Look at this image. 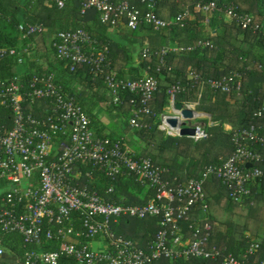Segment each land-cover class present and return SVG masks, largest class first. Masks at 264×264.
Here are the masks:
<instances>
[{
	"label": "trees",
	"instance_id": "1",
	"mask_svg": "<svg viewBox=\"0 0 264 264\" xmlns=\"http://www.w3.org/2000/svg\"><path fill=\"white\" fill-rule=\"evenodd\" d=\"M211 1L111 0L114 4L128 2L142 15L153 11L167 22L174 21L188 9L194 11L182 24L174 22L165 28L156 29L142 20L135 30H131L125 22L120 26L111 22L103 23L100 12L94 8L83 13L80 0H66L63 8L58 7L56 0H0V50L15 49L18 53L0 55V80L9 82L18 78L28 91L29 83L35 76H52L55 83L74 97L89 115L95 137L112 142L122 141L125 151L122 136L106 135L102 128H98L95 112L105 103H108L112 113L117 111V116L120 111L126 112L124 130H134L144 145L140 152L130 153L137 159H150L155 167L164 170L163 180L170 187H178L190 179L199 178L207 166L219 163L221 155H231L233 150L228 142L233 133L256 125L264 135V0H228L229 8L224 10L226 13L233 9L239 16L251 15L253 28H243L237 19L226 16L230 19L227 20L220 17L219 12L213 13L209 23H206L207 15L195 10V7ZM219 1L218 5L224 8L226 0ZM21 24L39 25L42 29L24 38L19 30ZM256 26L259 28L256 29ZM79 28L90 33L98 43L99 50L106 49L105 61L100 69L92 64H82L71 71L68 62L58 57L54 46L57 34ZM115 29H125L124 39L128 43L112 37ZM133 45L140 48L139 65L134 64ZM165 47H180L184 51L163 56ZM144 48L154 51L152 57H141ZM96 53L93 55L96 56ZM163 59L166 64L161 67ZM143 69L147 75L158 80V91L149 103L151 113L143 118L140 128H134L130 123L132 110L137 106V103L133 105L130 102L133 95L128 91L122 92V104L115 105L106 78L140 79L144 76ZM232 75L240 77V93L226 94L208 84V80H224ZM174 86H180L178 103H197L200 111L210 115L204 118L209 124L207 129L210 136L207 140L196 143L186 136L167 138L159 130L160 115L170 106L168 91ZM24 109L26 114L48 121L53 105L45 99L33 101L25 97ZM261 111L262 115L259 116ZM224 124L233 128L230 134L225 132ZM12 127L11 109L0 104V134H5ZM70 136L71 129L68 128L54 137L51 158L64 148ZM261 168L264 170V164ZM26 184L35 185L37 181H28ZM73 184L88 187L107 201L126 205H144L157 193L155 188L143 185L134 175L108 176L102 167H94L87 162H79L75 166ZM0 188L6 190L7 183L0 182ZM132 188L144 191L143 197H138ZM204 191L209 204L210 224L214 228L218 224L227 227L224 233H215L213 228L206 247L210 251L219 250L223 256L232 254L240 257L252 244H258L252 261H264V178L252 185L253 196L241 203L233 201L227 188L214 177L205 183ZM200 208L195 206L188 220L180 224L188 241L193 239L190 225L202 218ZM66 226L82 234L72 236L70 239L73 242L90 245L100 240L99 237L85 236L83 217L78 212L72 214ZM160 227L158 217H120L117 222L111 221L116 237L132 241L147 252L156 240ZM0 240L8 258L24 256L30 251H55L60 248L59 241L46 238L39 244L26 243L24 237L15 232L0 233ZM181 261L160 258L154 264H222V258L216 261L199 258ZM60 264L79 263L72 257H62Z\"/></svg>",
	"mask_w": 264,
	"mask_h": 264
},
{
	"label": "built area",
	"instance_id": "2",
	"mask_svg": "<svg viewBox=\"0 0 264 264\" xmlns=\"http://www.w3.org/2000/svg\"><path fill=\"white\" fill-rule=\"evenodd\" d=\"M80 1L83 3V13L94 8L100 12L103 23L120 26L125 22L131 30H135L142 20L156 29L174 22L182 24L194 12L188 9L174 21L167 22L153 11L142 15L128 2ZM56 3L63 8L66 0H56ZM219 9L216 1L200 3L195 7V10L210 16ZM226 14L231 19H237L243 28H253L251 15L239 16L233 9ZM41 29L39 25L19 26L24 38L39 33ZM55 39L57 55L68 62L71 71L82 64H92L100 69L105 61L106 49L99 50L98 43L82 28L59 32ZM182 51L184 49L180 47H165L162 55ZM95 52L96 56L93 55ZM4 54L18 53L15 49H1L0 55ZM153 54L151 48H144L141 57L150 58ZM165 64L163 59L161 67ZM29 84L30 89L26 91L18 78L9 82L0 80V104L10 108L13 113V127L0 134V182L7 183L6 190L0 188V233H19L29 244H39L43 238L56 240L60 242V248L55 251H30L24 256L8 258L0 240V264H60L62 257H72L79 264H154L160 258L171 261L191 258L216 261L222 258V264H264V261H252L258 244H252L240 257L232 254L223 256L219 250L210 251L206 247L214 227L208 220L209 204L204 191L205 183L214 177L227 188L230 198L237 203L253 196L252 185L264 178L261 168L264 164V135L260 127L252 125L233 133L234 150L230 157H220L219 163L207 166L199 178L170 187L162 178L164 170L155 167L150 159L135 158L124 150L122 141L112 142L95 137L89 115L74 97L55 83L52 76H35ZM208 84L226 94L240 93L242 85L238 75L219 81L208 80ZM106 85L117 106L122 104V92L128 91L133 95L130 102L133 105L137 103V106L132 110L130 123L134 128H140L143 118L151 113L149 103L158 91V80L147 74L135 80L107 77ZM179 92L180 86L168 91L170 112L160 115L159 130L167 138L177 139L182 137L183 129H193L194 135L190 138L194 142L207 140L210 135L207 129L209 124L204 119L206 112L200 111L197 103H181L182 108H176ZM25 97L33 101L45 99L53 105L48 121L25 113ZM261 115L262 111L259 113ZM68 128L71 129L70 139L51 158L54 137ZM79 162L102 167L112 177L134 175L143 185L155 188L156 196L141 206L107 201L96 191L73 184L75 166ZM28 181H37V184H26ZM197 205L201 207L206 220L203 223L202 220L193 221L190 225L193 239L188 241L180 224L188 220L190 211ZM74 212L83 217L85 236L104 239L108 244L107 249L94 250L89 244H78L70 239L74 235H82L75 233L73 227L66 226ZM120 217L160 219L161 227L150 251L115 236L111 221L117 222Z\"/></svg>",
	"mask_w": 264,
	"mask_h": 264
},
{
	"label": "crops",
	"instance_id": "3",
	"mask_svg": "<svg viewBox=\"0 0 264 264\" xmlns=\"http://www.w3.org/2000/svg\"><path fill=\"white\" fill-rule=\"evenodd\" d=\"M117 30L115 29L112 33V37L121 41L122 43H128L127 40L124 39V34L126 33L125 32V29L122 30ZM32 45V44H31ZM133 49H134V64L135 65H139L140 63V48L133 45ZM143 74L144 76L147 74L146 70L143 69ZM161 77H163V75H161ZM167 113L170 112V108L166 111ZM96 116L98 118V121L99 124H98V128H102L104 130V133L106 135H116L117 137L119 136H122L124 142H125V148L126 150L130 153H138L140 152L143 148H144V145L143 143L141 142V140L139 139V137L134 133V130H130V131H125L124 130V127H123V121H124V118L126 117V112H122L120 111V115L117 116V111H114V113H112L108 107V103H105L103 106L99 107L97 110H96ZM106 116L108 117L106 119ZM206 117H210L209 114H205ZM131 119V118H130ZM216 123V122H215ZM211 125H213V123H210ZM217 124V123H216ZM224 129H225V132L227 134H230L231 131L233 130V128L228 125V124H224ZM94 134H95V130L92 128ZM228 145L230 148H232V150H234V146L233 143H232V135H231V139H230V142H228ZM232 155V154H231ZM231 155H228L226 157L222 156L223 158H227V157H230ZM130 189H131V186H130ZM132 190H134L135 194L142 198L143 195H144V191H140L138 188H132ZM120 191V190H119ZM123 199L125 198V196L122 197ZM202 215V218L204 217L203 213L201 214ZM200 215V216H201ZM215 233L216 232H226L227 230V227L224 226V225H216L215 226ZM94 243H99V244H102L99 248H96L93 246ZM104 245V246H103ZM90 247L94 250H104V249H107L108 247V244L106 243V241L104 239H101V240H97V241H94L92 243H90Z\"/></svg>",
	"mask_w": 264,
	"mask_h": 264
},
{
	"label": "rangeland",
	"instance_id": "4",
	"mask_svg": "<svg viewBox=\"0 0 264 264\" xmlns=\"http://www.w3.org/2000/svg\"><path fill=\"white\" fill-rule=\"evenodd\" d=\"M213 1H216L217 3H218V1L219 0H213ZM220 2V1H219ZM225 2V4H224V8H221L220 7V5H219V10L221 11H218L217 13L219 14V16L221 17L222 16V18L223 17H225V19H227V20H230L229 18H226V16H227V14L224 12V10H227V8H229V7H227L228 5V0H226V1H224ZM219 4V3H218ZM209 19H210V15H207V17H206V23H209ZM108 117L106 116V119H107ZM199 220H202V223L206 220V218L204 217V218H201V219H199ZM102 244H99V243H94L93 244V246L95 247V249L96 248H99L100 246H101ZM104 246V245H103ZM182 262V261H181Z\"/></svg>",
	"mask_w": 264,
	"mask_h": 264
},
{
	"label": "water",
	"instance_id": "5",
	"mask_svg": "<svg viewBox=\"0 0 264 264\" xmlns=\"http://www.w3.org/2000/svg\"><path fill=\"white\" fill-rule=\"evenodd\" d=\"M176 108L181 109L182 108V104L178 103L176 105ZM192 135H194V130L193 129H183L182 136L190 137ZM249 166H251V165H249Z\"/></svg>",
	"mask_w": 264,
	"mask_h": 264
}]
</instances>
